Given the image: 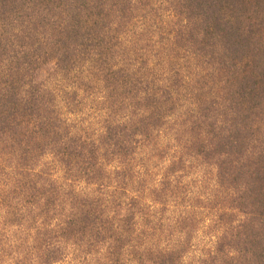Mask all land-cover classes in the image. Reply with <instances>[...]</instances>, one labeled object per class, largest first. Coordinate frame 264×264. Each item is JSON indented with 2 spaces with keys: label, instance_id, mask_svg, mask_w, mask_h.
Masks as SVG:
<instances>
[{
  "label": "clouds",
  "instance_id": "obj_1",
  "mask_svg": "<svg viewBox=\"0 0 264 264\" xmlns=\"http://www.w3.org/2000/svg\"><path fill=\"white\" fill-rule=\"evenodd\" d=\"M24 11L0 24V96L36 107L16 115L17 134L0 133V264H247L235 241L261 224L233 205L246 178L231 181L258 140L239 159L215 151L236 112L202 18L183 0H28ZM90 29L92 40H68Z\"/></svg>",
  "mask_w": 264,
  "mask_h": 264
},
{
  "label": "trees",
  "instance_id": "obj_2",
  "mask_svg": "<svg viewBox=\"0 0 264 264\" xmlns=\"http://www.w3.org/2000/svg\"><path fill=\"white\" fill-rule=\"evenodd\" d=\"M27 2L28 0H0V24H11L22 14L27 15L24 11ZM183 4L190 17L197 20L202 18L198 27L204 31L203 46L215 48L219 44L224 49L219 63L223 77L227 78L225 96L231 100V106L236 112L233 119L235 131L223 138L215 151H226L239 159L247 146L253 140H258L259 155L255 159L249 158L231 182L236 183L241 178H246L250 190L239 202L233 201V205L238 206L241 211L256 214L254 220L261 224L260 230L247 225L244 233L238 234L235 245L252 253V259L247 264H264V132L252 128L257 120L264 121V0H183ZM101 12L102 9H98L97 15ZM101 24L102 17L97 27ZM81 35L92 40L97 33L95 29L83 34L73 31L68 34V40L76 42V38ZM79 42L83 43V40ZM60 43L67 48V41L61 40ZM89 46L90 44H84L85 49ZM34 111V102L21 110L14 94L7 100L0 96V133L10 130L14 135L17 134L19 121H16V115L27 119ZM207 111L205 109V114ZM12 122L17 127H13ZM228 164V167L224 162L221 164L222 180L226 172L231 174L233 171L230 161ZM221 219L224 220L225 216H221ZM227 219L230 221L232 217ZM226 243L233 242L225 240L219 245L218 252H223ZM170 262L171 257L168 258V264ZM162 264L165 262L162 261Z\"/></svg>",
  "mask_w": 264,
  "mask_h": 264
}]
</instances>
